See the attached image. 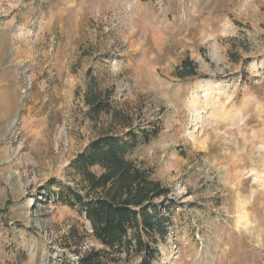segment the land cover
I'll use <instances>...</instances> for the list:
<instances>
[{
	"label": "rangeland",
	"instance_id": "rangeland-1",
	"mask_svg": "<svg viewBox=\"0 0 264 264\" xmlns=\"http://www.w3.org/2000/svg\"><path fill=\"white\" fill-rule=\"evenodd\" d=\"M2 106L0 264L103 247L59 193H87L74 161L106 134L175 201L154 256L109 264H264V0H0Z\"/></svg>",
	"mask_w": 264,
	"mask_h": 264
},
{
	"label": "trees",
	"instance_id": "trees-1",
	"mask_svg": "<svg viewBox=\"0 0 264 264\" xmlns=\"http://www.w3.org/2000/svg\"><path fill=\"white\" fill-rule=\"evenodd\" d=\"M196 70L195 61L187 57L176 74L185 78L196 75ZM88 103L96 115L110 107L93 91ZM133 144L132 139L102 135L74 161L87 193L68 187L59 193V198L70 206L81 205L91 223L93 238L103 247H93L77 261L62 264H109L117 260L118 252L128 253L131 248L152 257L156 243L167 236L170 217L162 207L170 210L175 205L170 197L172 189L127 156ZM93 166H99L101 171L95 172Z\"/></svg>",
	"mask_w": 264,
	"mask_h": 264
},
{
	"label": "bare ground",
	"instance_id": "bare-ground-1",
	"mask_svg": "<svg viewBox=\"0 0 264 264\" xmlns=\"http://www.w3.org/2000/svg\"><path fill=\"white\" fill-rule=\"evenodd\" d=\"M0 113L4 114V121L2 123V130H9L13 127L15 118H11L12 115V109L10 107L7 106H2L0 108Z\"/></svg>",
	"mask_w": 264,
	"mask_h": 264
}]
</instances>
